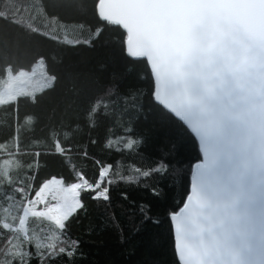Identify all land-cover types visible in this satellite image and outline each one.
Returning a JSON list of instances; mask_svg holds the SVG:
<instances>
[{"label": "water", "instance_id": "95a60500", "mask_svg": "<svg viewBox=\"0 0 264 264\" xmlns=\"http://www.w3.org/2000/svg\"><path fill=\"white\" fill-rule=\"evenodd\" d=\"M97 11L214 150L181 214L185 264H264V0H98Z\"/></svg>", "mask_w": 264, "mask_h": 264}, {"label": "snow or ice", "instance_id": "6c2138e0", "mask_svg": "<svg viewBox=\"0 0 264 264\" xmlns=\"http://www.w3.org/2000/svg\"><path fill=\"white\" fill-rule=\"evenodd\" d=\"M82 3L83 0H44L42 10L55 22L74 18L82 11ZM103 32V28L92 29L87 37L67 43L69 49L83 46L89 50L92 78L81 81L80 73L69 64L58 70L59 76L53 73L51 84L55 87L56 80L66 82L73 96H80L79 100L69 99L66 106L75 105L77 120L82 113L89 121L88 138L75 147L79 149L76 155L93 161L94 178L89 181L84 171L68 161L72 143H61L57 137L53 143L56 150L35 148L32 163L36 168L29 198L52 178L65 183H76L83 178L89 187L79 193L78 204L59 222L56 240L43 246L22 242L20 250H16L6 246L7 237L0 239V264H81L87 260L88 254L83 250L87 241L80 234L74 235L70 228V222L83 223L81 214L90 218L85 196L101 223L86 226L84 236L110 226L119 233L123 246L128 241L121 217L132 222L130 237L141 239L125 264H185L180 250L181 214L190 201L199 202L193 169L200 165L207 170L215 163L214 150L206 146L205 140L176 110L163 102L166 79L155 70V65L141 66L110 48ZM195 59L194 51L192 61ZM95 121H100V131L96 134L92 131L98 127ZM74 126L81 127L78 123ZM98 143L105 150L103 160L89 152V145L95 148ZM41 156L61 157V163L69 168L70 181L63 172H50L37 183L40 169L47 167ZM101 169H106L103 178ZM73 170L78 174H72ZM133 192L137 195L133 196ZM45 203L46 200H41L37 211Z\"/></svg>", "mask_w": 264, "mask_h": 264}, {"label": "trees", "instance_id": "16d2710c", "mask_svg": "<svg viewBox=\"0 0 264 264\" xmlns=\"http://www.w3.org/2000/svg\"><path fill=\"white\" fill-rule=\"evenodd\" d=\"M97 3L98 0H83L82 11L76 13L74 18L54 22L42 10L44 0H0V93L7 85L9 75L29 71L39 59L52 78L54 72L59 76L58 70L71 64L80 73L81 81L91 79L93 64L89 50L83 46L69 49L67 43L87 37L92 29L98 31L103 28V36L109 47L129 57L125 48L127 34L120 26L100 19ZM131 59L150 68L144 58ZM68 89L66 82L56 80L55 87L44 89L32 98L21 96L15 101L0 104V239L7 237L6 246L9 249L20 250L22 242L43 246L57 238L58 227L52 221L36 215L27 218L25 231L18 227L24 207L38 193L37 191L29 198L32 175L36 168L32 163L35 148H40L41 151L45 148L56 150L53 143L57 137L61 143H72L74 147L72 153L67 154L68 161L74 163L76 169L84 171L89 181L94 178L93 161L76 155L79 149L75 147L88 138L86 133L89 131V121L83 118L82 113L77 120L75 105L71 108L66 106L69 99H80L79 95L74 97L73 92ZM95 122L98 127L92 129L94 134L100 131V121ZM77 123L81 127H75ZM97 138L98 141L101 140L102 134ZM104 151L100 143L95 148L89 145V152L100 160L105 158ZM40 159L47 167L40 169L36 176L37 183L50 172H63L64 177L70 181L69 168L61 163V157L41 156ZM102 170L106 171L101 169V172ZM72 174L78 173L73 170ZM79 181L84 180L81 178ZM84 182L89 185L87 181ZM73 184L75 183L61 181L62 186ZM132 195L136 196L137 193L133 192ZM85 202L89 207L90 218L81 214L83 223L77 225L70 222L73 234H80L87 241L83 250L88 254V259L81 264H125L133 254L135 244L141 239L139 236L130 237L132 222L121 217L125 240L128 241L123 246L119 233L110 226L84 236L86 226L101 223L96 219V211L86 196ZM120 211L118 208V215ZM38 228H43V231H38Z\"/></svg>", "mask_w": 264, "mask_h": 264}, {"label": "rangeland", "instance_id": "374dc122", "mask_svg": "<svg viewBox=\"0 0 264 264\" xmlns=\"http://www.w3.org/2000/svg\"><path fill=\"white\" fill-rule=\"evenodd\" d=\"M52 82L53 78L46 73L44 63L39 59L29 71H20L15 75H9L8 83L0 93V104L15 101L17 97L21 96L32 98L35 94L51 87ZM101 174L104 175V170ZM87 187L89 185L84 181L70 186H62L60 180H49L38 191L36 197L27 202L19 220V230L25 231L27 218L32 215L46 218L59 227V222L62 221L69 209L78 204L79 192ZM41 200H46L47 203L37 211L36 206L40 204ZM6 228L9 229L7 226Z\"/></svg>", "mask_w": 264, "mask_h": 264}]
</instances>
